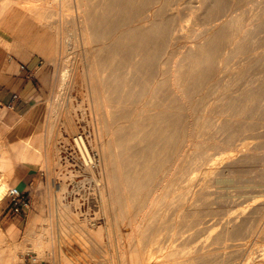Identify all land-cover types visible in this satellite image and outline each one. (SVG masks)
<instances>
[{
  "label": "bare ground",
  "instance_id": "1",
  "mask_svg": "<svg viewBox=\"0 0 264 264\" xmlns=\"http://www.w3.org/2000/svg\"><path fill=\"white\" fill-rule=\"evenodd\" d=\"M56 6L61 7V12ZM15 11L25 13L40 25L56 23L55 28L59 27L58 21H64V24L67 21L65 28L71 39L66 33L69 39L62 43L57 41V47L47 59L59 67L57 87L70 89L76 84L75 77L81 76L80 85L86 91L96 119L97 134L92 144L88 142L90 138H85V126L77 123L73 112L65 109L67 98L63 102L58 98L53 104L54 115L50 117L53 119L49 126L51 134H57L56 120L62 115L68 121L70 138L74 137L80 146L85 147L88 142L90 148H97L101 156L97 181L107 215L112 251L108 254L103 244L95 252L89 243L104 238L98 229L100 225L91 228L87 223L89 220L73 224L77 216L71 212V218L66 221L61 215L56 217L59 221L54 224V248L50 253L54 264L224 262L226 250L218 249L226 247L235 236L252 233L255 223L249 224L248 216L244 214L243 218L235 212L237 216H228L224 221L222 215L220 220L223 222L218 228L211 230V226H200L201 220L211 213H208L209 206L203 205L210 199L209 188L213 180L211 161L215 154L210 151L227 145L238 150L236 141L245 139L250 130H256L258 126L264 130V113L259 122L254 119L258 108L264 111V51H257L264 45V0H0V23L9 22ZM58 11L65 15L66 21L64 16L63 20L57 17ZM180 39L194 42L184 49L175 47L173 42ZM69 53H76L74 59ZM232 61L236 66H231ZM260 63L262 70L257 72L255 67L258 65L256 68L260 70ZM223 69H228V78L221 75L220 83H217L216 71ZM252 70L254 77L244 80ZM213 78L218 84L215 88L218 95L210 105L204 95L194 96L211 85ZM243 81L247 83L241 87ZM238 85L241 88H237ZM193 109L199 113L192 112ZM259 145L243 147L249 150ZM28 148L19 141L12 144L9 149L11 160L9 158L5 165L8 172L29 159L42 165V155L35 153L31 158ZM82 155L86 158L83 150ZM177 155H180L181 163L169 166ZM47 158L49 166L55 168L60 164L54 148ZM236 160L233 158V162ZM91 164H94L92 156L91 160L86 158L84 161L87 171H93ZM200 171L204 172L203 182L198 190H193L190 184L196 180L194 173ZM222 177L224 179V174ZM58 187L59 184L54 186L55 193ZM157 190L162 191L156 194ZM59 197L57 193L56 205ZM189 198H192L190 205H185ZM261 207L258 209L263 210L264 206ZM251 210L259 211L257 207H251ZM228 212L225 211L226 215ZM62 223L76 233L77 244L68 239L67 244L61 241ZM5 236L0 228V244L4 243L0 245V264H11L17 261L24 243L9 244ZM45 238L36 240L32 245L34 251H46L49 237Z\"/></svg>",
  "mask_w": 264,
  "mask_h": 264
},
{
  "label": "rangeland",
  "instance_id": "2",
  "mask_svg": "<svg viewBox=\"0 0 264 264\" xmlns=\"http://www.w3.org/2000/svg\"><path fill=\"white\" fill-rule=\"evenodd\" d=\"M56 8L57 9L59 8L60 12H61L60 6H56ZM60 12L57 14V17H59L60 20H61V18L63 20L62 16H64V20H65V15H63V14L61 15ZM10 16H11V20H9V22L4 21V22L0 23V37H3L5 39L12 38V41H0V52L6 56H12L15 59L19 60L17 69H21V70L26 71L27 76L31 77V79L35 83V86L38 89V91H37L38 95L36 96V106H35V110H33V114H32V116H34V119L32 120V123H34V126H33L34 127V133L30 137H27V138L19 141V143H21V144L23 143V145H25L27 148L30 147V148H28L29 149L28 150L29 157L32 158V156H34L33 154H35V153L42 155L41 156L42 165L40 166V165L34 163L36 165L35 168L37 171L36 182L34 183V186L31 190V192L25 193L26 198L29 201V208L24 213L20 214V215H23L25 217H24V220H22V222H21L19 234L15 238H11L10 236H8L9 241H20L17 243H22V244L24 243L22 250L20 249L21 251H19V253H18V255H20V256H18L17 261H13L11 264H21L24 259H33V258L34 259L36 258V260H37V262L35 264H54L55 262H54L52 255L50 253L53 252L52 249L54 248V245L52 243L53 242L54 224L59 221V218L56 219V217L58 215H61L62 218L64 219V221H66L68 218H71V212H73V214L75 213L74 215L77 216L76 219H74V222L72 221L73 224H80L82 221H88L89 220L87 223L91 228H95L94 227L95 225H97V226L100 225L98 227V229L102 231L104 238L98 239V240L93 239V240H91V242L89 244L92 247V249H94L95 252H98L101 245L105 244L106 251L108 254H110L112 251V247L110 245L109 236H108V232H107L108 229L106 227L107 215L105 212L104 205H102L104 203H103V200L101 198V193H100L101 190H100V186L98 185V181H97L98 175L100 172L99 165L101 163V156L97 152V150H96L97 148L95 146H94L95 150L93 148H90V146H89L91 143L94 144L93 141L96 137L95 134H97L95 132V121H96V119L94 118L95 114L93 112V109H92L89 101H88V96H86L87 95L86 91H84L85 89H83V87L80 85V83L82 82L81 76L75 77L76 87L74 85L73 86L74 88L72 87L70 89H65L64 87H57L56 81H58V77H59V73H60L59 67L55 63H53L47 59V57H49V55H51V51L54 50L55 47H57V41H59V42L61 41V43H62L63 40L64 41L68 40L69 39L68 37H70V39H71V35L69 33H67L68 29L65 28V26H67V23H66L67 21L65 20L66 25L64 24V21H58L57 25H59V27L56 26V28L57 27L59 28V30H58V28L57 29L55 28L56 23H54L52 26H48V25L46 26L45 24L47 22H44L40 25V23H38L36 20H33V19H30L29 17H26L25 13L20 12V11H15ZM59 22L60 23L62 22V23L59 24ZM14 24H17V25L15 26ZM12 26H13V28H12ZM64 28L67 29L66 31L64 30L65 34L63 32ZM60 30L63 33L60 32ZM66 33L69 35L68 37L66 36L67 35ZM60 34L62 35L63 38L61 37ZM63 34L67 38H65L63 36ZM58 35H59V38H57ZM81 40L82 39H80V41ZM193 42L194 41H185V40L180 39L178 41H174L173 45L175 43V47L184 49V47L186 45H190ZM261 42L262 41H257V43H261ZM59 48H60V46H59ZM257 51H259V53L264 51V45L261 48H258ZM69 52H71V50ZM75 54L76 53H69V57L72 56L74 59ZM235 62L237 64L238 60H236ZM235 62L232 61L230 63L231 66L232 65L236 66ZM260 65H259L260 70L258 68H256L258 65L255 67V70L257 72H260L262 70V68H261L262 64L260 63ZM22 67H24V69ZM227 70L223 69L222 71L221 70L216 71L217 75L215 76L216 78L215 77L214 78L217 81V83L218 82L220 83L219 80L221 79V75H222V78L223 77L225 79H226V77L228 78L229 71L227 72ZM250 73H251L250 76L249 77L247 76V75H249V73H248L244 80H248V79H251L254 77V76L252 77V75L254 74V71L252 70ZM214 78L212 79V81H210V83L212 82V84L209 85L210 87L208 86L199 95L194 96V97L198 98L199 96L204 95L203 97H207L209 100L208 104L211 103L210 105H213V103L215 102L216 97L218 95V93H217L218 90L215 89V88H217L216 87L217 83L214 80ZM244 82L245 81H243L241 83L242 86H241V84H239V85L241 87H243L247 83V82H245V83ZM239 85L237 86V88H241ZM213 86H215V87H213ZM210 88H211L212 93L210 92ZM213 88L215 91L214 93H216V94L213 93ZM68 90H69V92H68ZM216 90H217V92H216ZM204 92H206V94ZM209 93H210V96H211V94L213 95V98H212V96L210 97L208 95ZM219 93H220V91H219ZM58 98H61V102L64 101V98L65 99L67 98L66 99L67 101L64 102L65 103L64 104L65 109H67L69 112H73L72 115L75 118L77 117L76 118L77 120L75 119L76 122L82 123L85 126V130H86L85 131L86 132L85 138H87V137L90 138L88 140V142L91 141L90 144L87 142L85 147L83 144L80 146V145H78V142H76V139L74 137L70 138V133H69L70 130H69V125L67 123L68 121H66V119L62 115H60L61 117L59 116L58 120H56L57 121V130H56L57 134H53L54 136L51 134L49 125L51 124V121L53 118L51 119L50 117H52L54 115V112L52 110L53 104H54L55 99L57 100ZM209 98L210 99L212 98V99L210 100ZM50 105H52V106H50ZM194 105L196 106L198 104H194ZM261 109L258 108L257 111L254 113V115H255L254 119L257 122H259V119H261L263 116V114H261V113H264L263 108H261ZM193 111H194V113H197V114L199 113V111L196 109L195 110L193 109L192 112ZM69 112H68V114H69ZM88 113H89V115H88ZM82 120H84L83 122H85V123H83ZM86 125L88 126V128ZM255 129L256 130H250L249 133L246 135L245 139H243L241 141L238 140V143L236 141V144L239 147V148L237 147L238 150L235 149V147H233V146L231 147V146L227 145L226 147H223L224 149L223 148H217L218 149L217 150L214 148L210 151V152H213L212 154H215V156L214 155L213 156L216 158V160H215V158L213 157V161H211V163L213 165V172L214 173L212 172V174H211V179L213 178V180H211V183H210L211 188H209V190L211 189L209 198L213 202H211L209 199V201H208L209 203L207 202L206 204H203L204 206H209L208 213L209 212H211V213H209L210 214L209 216L207 215L208 217L205 216L203 218V220H201V223L203 222V224H204L206 222V225L200 224V226H203V227L204 226H211V227H213L211 230H213L214 228L220 227L221 222H223L227 218H229V217L233 218L237 215L240 217L242 216L243 218H245V216H248L249 217L248 218L249 224L251 222L255 223L254 224L255 230L252 233L243 234V235L241 234V236L238 235L239 236V237L237 236L238 238L235 236L232 239L233 241L229 240L227 242V246H226L227 248L223 247V248L218 249V251H225L226 250V254H227L226 257L227 258H230L231 254L233 252L236 254V256H234L235 254L233 255L235 258H233V256H232V258H230V260L226 258L225 259L226 262L221 261L219 264H221V263L222 264H264V232H262V231H264V212L261 213V211H264V207H263L264 206L263 205L264 204V181H263L264 180V175H263L264 174V169H263L264 168V163H263L264 162V160H263L264 159L263 158V155H264V130L260 126L256 127ZM90 131H93V133L91 134ZM260 132L263 133V135H260L261 134ZM250 133H252V134H250ZM40 135H42V136H40ZM252 135L253 136L255 135L254 136L255 139L253 138ZM182 137L184 138L185 136L182 135ZM34 138H36V139H34ZM50 138L52 141L50 140ZM185 138H187V136ZM26 139H27V141H26ZM32 142H34L35 144ZM258 142L260 143V145ZM25 143H28L29 145H26ZM253 143L258 144L260 147L257 146L256 149L251 148L249 150H245L247 148V146H249V147L253 146L254 145ZM244 145H246V148L243 147ZM11 146L12 145H7V142H5L4 140H0V209L5 206V203L8 204V202H9V199L6 196L7 191L10 188H15V186L13 184H11L10 180H9L11 177V174L8 173L7 170L5 169V165H6L7 161H9V158H10L9 149ZM76 146H78V147H76ZM79 147H81V149L83 150V154L84 155L86 154V158L91 160V156L93 157L94 164L93 165L91 164V169L93 171H89V170L87 171L86 170V168L84 166V161H86V158H85V156L82 155V150H80ZM31 148L33 149V151L31 150ZM51 148H54V150L56 151V155H58V159H59L58 161L60 162V164L55 166V168L53 166L47 165V160H48L47 157H49V154L51 153ZM85 148L87 149V152H86ZM90 149H92V150H90ZM241 149H242V151H241ZM214 151H218V152H214ZM256 151L258 153H256ZM229 152H231V153H229ZM88 153H89V155H88ZM254 153H256V154H254ZM217 154H218V156H217ZM247 154H250V156ZM177 156H174V158L176 160L173 158V160L170 161L171 164H169V166L175 167V165H178L179 163H181L182 160L180 159L181 158L180 155L178 157ZM236 156H237V158H236ZM243 156H244V158H243ZM178 158L180 159V162H179ZM220 158H221V160H220ZM233 158L237 159L238 162H237V160L233 162ZM253 158H254V160H253ZM177 159H178V162H176ZM10 160H11V158H10ZM227 160H229V161H227ZM244 160H246V161L244 162ZM29 162H31L30 159H29ZM172 164H175V165H172ZM215 165H217V166H215ZM225 166H227V168ZM222 167H224V169ZM214 168H216V171L214 170ZM219 168H220V171H218ZM221 168H222V170H221ZM225 169H226V171H225ZM215 172H217V175L215 174ZM203 173H204L203 171L194 173V178L196 180H193L192 184H190L191 186L193 185L192 186L193 190H198L200 188V185L203 182V179L201 178V177H204ZM218 174L222 175V176L224 174V179L222 176H218ZM197 175H198V177H197ZM261 175H262V177H261ZM213 176H215V178ZM233 176H235V177H233ZM198 178H200V179L198 180ZM226 178H227V180H226ZM220 179H222V180H220ZM232 181H234V182H232ZM56 184H59L57 193H58V197L60 196L58 199L59 203H57V205H56V201H55V195L57 193H55V190H54V186ZM183 184L185 185L186 182H184ZM159 191L161 192L162 190H157L156 194L160 193ZM182 192L185 193V190L183 189ZM188 195H191V194H188ZM185 196H187V194H185ZM186 200L187 199H185L184 202ZM191 200H192V198H189V200H188L189 202L188 201L185 202V205H190ZM177 201L178 200L174 201L173 203H176ZM78 202H79V204H78ZM199 202L200 201H198L197 204ZM179 203H180V201H179ZM147 205H148V203H147ZM185 205H184V207H187ZM61 206L65 207L64 212H62L63 207H61ZM260 206L263 207V208L261 207L263 210L258 209V208H260ZM89 207H90V209H89ZM227 207H230V209ZM251 207L252 208L257 207V210H259V211L252 212L254 210H251ZM228 210H229L228 215H226L225 211L227 212ZM244 210L246 211V213H244ZM8 212H10L9 207H8ZM235 212H239V214L237 213V215H236ZM170 213H171V211H170ZM214 213H215V216L213 215ZM12 214H14V213H12ZM244 214H245V216H243ZM222 215H224V218ZM169 216H171V215H169ZM220 219H222L223 221ZM257 222H259V223H257ZM43 223H44L45 227H44ZM49 224L51 225L52 228L50 227ZM246 224H247V222L245 223V225ZM40 226H42V227H40ZM1 227L5 231V229L2 225H1ZM196 227H198V226H196ZM29 229L31 230V232ZM32 229H33V231H32ZM35 230H38V231L35 232ZM51 230H52V232H51ZM125 230L128 231V228H126ZM27 232H28V234H27ZM24 233L26 236L24 235ZM23 235H24V237H23ZM31 235H32V237H31ZM45 236H47V237L45 238ZM51 236H52V239H51ZM59 236H60L61 241L64 243H66V239H68L74 245L77 244L76 233L69 231L65 227V223H62V225H61V231H60ZM33 237H34V239H33ZM39 237H42V238L44 237L45 240L49 237V239L46 240L48 242V245L46 246V251L44 253H39L36 250L34 251L33 246H32V245H34L36 240L39 239ZM202 238H203V236H202ZM50 239H51V241H50ZM26 240H27V242H26ZM28 240H29V242H28ZM3 244L4 243H1L0 245L3 246ZM9 244H11V243L9 242ZM9 246L11 247V245H9ZM25 246H27V247H25ZM24 248H26L27 250H25ZM30 248H32L33 251ZM215 249H216V247H214V250ZM0 250H2L1 247H0ZM40 255H42V256H40ZM249 256H251V257H249Z\"/></svg>",
  "mask_w": 264,
  "mask_h": 264
},
{
  "label": "crops",
  "instance_id": "3",
  "mask_svg": "<svg viewBox=\"0 0 264 264\" xmlns=\"http://www.w3.org/2000/svg\"><path fill=\"white\" fill-rule=\"evenodd\" d=\"M0 41H12V38L0 37ZM18 62L19 60L14 57L0 52V140L7 142V145L15 144L34 133L32 114L36 106L38 89L31 77L27 76L26 71L17 69ZM15 94L18 95L16 99H14ZM9 105L12 107L9 108ZM35 167L34 163L26 161L18 163L11 172L7 171L11 174L10 183L17 191L31 192L37 179ZM5 206L0 209V224L5 231L1 225L0 228L9 241L8 236L15 238L19 234L25 216L8 212V204L5 203Z\"/></svg>",
  "mask_w": 264,
  "mask_h": 264
},
{
  "label": "built area",
  "instance_id": "4",
  "mask_svg": "<svg viewBox=\"0 0 264 264\" xmlns=\"http://www.w3.org/2000/svg\"><path fill=\"white\" fill-rule=\"evenodd\" d=\"M24 69V67H22ZM18 98V95H14V99ZM12 107L11 105L8 106ZM7 198L9 199L8 207L11 213L20 215L24 213L29 208V201L26 198L25 193L17 191L15 188H10L7 191ZM37 262L34 259H24L21 264H35Z\"/></svg>",
  "mask_w": 264,
  "mask_h": 264
}]
</instances>
